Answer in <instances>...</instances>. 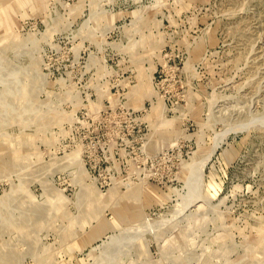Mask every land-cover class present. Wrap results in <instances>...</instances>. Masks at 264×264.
Masks as SVG:
<instances>
[{
  "label": "rangeland",
  "instance_id": "1",
  "mask_svg": "<svg viewBox=\"0 0 264 264\" xmlns=\"http://www.w3.org/2000/svg\"><path fill=\"white\" fill-rule=\"evenodd\" d=\"M0 264H264V0H0Z\"/></svg>",
  "mask_w": 264,
  "mask_h": 264
}]
</instances>
